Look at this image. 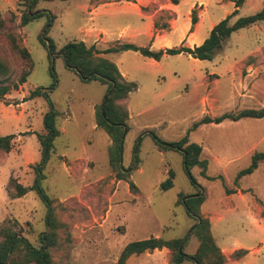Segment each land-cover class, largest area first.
Here are the masks:
<instances>
[{
    "label": "rangeland",
    "instance_id": "1",
    "mask_svg": "<svg viewBox=\"0 0 264 264\" xmlns=\"http://www.w3.org/2000/svg\"><path fill=\"white\" fill-rule=\"evenodd\" d=\"M133 1L39 0L32 10L43 14L21 27L29 0H0L4 32L12 33L33 61L26 83L0 100V135L14 136L10 152L0 154V242L5 235L15 233L33 247H40V236L48 231L45 202L36 190L14 197L17 184L30 188L42 175L38 186L51 200L57 225V245L50 249L52 264H118L127 244L151 237L183 239V252L191 256L198 247L190 234L196 221L178 199L201 188L205 201L199 213L209 221L220 251V243L242 238L249 226L258 234L251 252L258 257L257 264H264V162L251 175L236 180L255 153H264V117L202 125L191 131L189 142L201 146L199 159L206 163L204 174L201 168L191 170L195 185L185 174L182 155L160 152L147 134L153 132L162 141L175 142L204 117L264 108V23L234 32L211 61L180 54L155 62L132 51L106 57L126 81L137 85L136 91L119 101L128 113V130L121 139L118 165L128 169L137 164L129 176L136 188L130 190L129 183L118 180L117 170L109 163L111 138L96 127L95 112L109 85L81 80L66 67L62 48L68 42H80L82 36L88 39L83 28L88 13L104 3L118 2L121 5L102 10L96 20L105 26L114 20L107 34L101 35L105 38L101 49L127 43L148 47L145 37L122 34L126 26L135 24L134 14L126 8ZM218 1L208 6L201 38L208 37L210 22L218 23L225 18L224 12L232 9L229 4L220 6L226 0ZM166 3L152 0L141 11L152 15ZM263 5L264 0H247L230 23L255 14ZM180 10L185 11L183 4ZM200 10H196L197 18ZM170 13L158 11L154 19L157 27L169 25ZM47 24L51 26L45 41ZM4 32L0 31V62L9 70V82H15L21 62ZM166 38L170 49L180 47L177 33H168ZM196 39L192 37L191 42ZM38 88L48 98L41 94L31 99L30 93ZM49 103L61 114L56 124L62 134L53 142L45 166L37 168L41 163L38 135L43 134ZM169 171L174 173V186L163 192L160 184ZM169 259L170 252L161 249L133 255L125 264H169ZM183 264L194 263L185 260Z\"/></svg>",
    "mask_w": 264,
    "mask_h": 264
},
{
    "label": "trees",
    "instance_id": "2",
    "mask_svg": "<svg viewBox=\"0 0 264 264\" xmlns=\"http://www.w3.org/2000/svg\"><path fill=\"white\" fill-rule=\"evenodd\" d=\"M39 0H29L28 9L21 16L20 26H26L30 21L42 15V12H33V7ZM52 1V0H50ZM64 1V0H63ZM170 3L177 5L178 0H169ZM234 4V11L221 20L210 31L208 37L203 43L194 48L180 46L178 48L163 49L152 51L149 47H139L134 44H120L117 47H111L103 51H98L94 46L87 47L83 42L71 41L62 48L63 59L65 65L70 70L74 71L81 80H100L104 84L109 85L107 94L104 97L102 104L96 109L95 122L96 127L103 130L112 141L109 149V163L111 167L117 170L118 180H123L129 183V189L135 190V185L129 180L130 173L137 168V164H133L128 169H122L118 163L121 158V139L123 134L128 130L127 111L119 105V101L126 99L127 96L137 90V85L134 82L126 81L117 66L110 60L101 57L113 53H121L132 51L140 54L145 58L152 59L156 62L166 56L187 55L199 61H211L214 54L222 48V42L228 39L234 32L245 29L257 23H264V5L253 15L239 17L233 23L230 20L237 16L240 9L247 0H226ZM198 21L196 10L191 11V24L195 25ZM51 24H47L43 32V39ZM158 25L155 23V28ZM4 23L0 19V31L4 32ZM5 33V32H4ZM5 36L21 62V69L18 78L15 82H9V70L2 62H0V100L10 93L12 89L17 90L18 86L26 83L27 77L33 69V61L26 47L18 43L17 38L12 33H5ZM48 51L52 53L51 44L47 45ZM55 78L53 71L50 72ZM45 95L46 92H41L36 89L30 93V98L39 95ZM264 117V108L259 110H243L237 114L226 113L216 118L204 117L199 122L194 123L187 134L180 140L175 142H165L152 135L153 132H148L151 135L155 145L160 152L176 151L182 155L184 171L189 178L191 184L195 185L191 175L193 168H201L202 174L206 170L205 161L199 159L202 148L198 144L189 142L188 134L196 130L202 125L221 124L224 121L238 122L242 119L260 120ZM61 118V114L53 109L49 103V111L46 113L43 120V134L38 135L40 142L41 163L36 165L37 168L44 167L48 161L50 153L53 151V142L61 133L57 128V121ZM14 136L0 135V154L9 153L12 147ZM264 162V153H255L251 157L250 165L241 170L236 176L238 181L241 177L251 175L258 168L259 164ZM44 177L40 175L36 183L26 188L20 184L15 187L14 199L21 198L27 194L29 190H36L40 198L47 206L45 217V225L47 232L40 236V247H33L24 237L18 236L15 233L5 235L0 242V264H52L50 249L57 245V225L54 218V212L51 207V200L39 188L38 184ZM174 173L169 171L168 178L160 184L161 191H167L173 188ZM208 180H214L208 178ZM198 192L189 195H179L178 203L183 205L188 216L195 218L196 223L190 229L192 234L198 241V247L194 255H187L183 252V239L162 240L157 238H148L127 244L120 253L118 264H125L127 259L133 255H141L147 251L167 249L170 252L169 264H183L185 260L192 261L194 264H226L227 258L215 244V240L210 230V223L207 219L201 217L199 209L205 201V195L201 188ZM247 254L246 250H237L230 255L233 261L239 260Z\"/></svg>",
    "mask_w": 264,
    "mask_h": 264
},
{
    "label": "crops",
    "instance_id": "3",
    "mask_svg": "<svg viewBox=\"0 0 264 264\" xmlns=\"http://www.w3.org/2000/svg\"><path fill=\"white\" fill-rule=\"evenodd\" d=\"M151 1L152 0H134L133 2H128L130 6L129 7L125 6V7L131 10L130 12L134 14L133 22L135 24L133 26L131 25L126 26L122 34H124L125 36L126 34H128L130 38H134V39L139 38V37H145L149 41L148 47L152 49V51L170 49V43H168V40L166 38V35L168 33H177L178 39L180 38L179 40L180 46L189 47V48L200 46L203 43V41L206 39V38H201V35L203 32L204 22L208 14V6L212 1H215L216 3L219 2L218 0H178V4L174 5L170 3L169 0H167V3L164 6H161L158 11L160 12L161 10H169L171 12L170 15H172L173 18L170 22H168L169 24L168 26L161 25L155 28L154 19H155V16L158 14V11H155V13L152 15L147 14V13H142L141 11L143 8L144 9L147 8ZM120 3L121 2L104 3L98 6V8L93 10L91 13H88L89 19L83 28L86 31V35L89 37L86 40V39H83V36H82L80 39V42H83L88 48L94 46L96 50L99 49L98 51L103 50L101 49V47L104 46L105 44V41H104L105 38L104 37L102 38L101 35L107 34L106 29L114 25V20H111V22L107 26L102 25L100 22H96V20L98 17L101 16L102 10L107 9L108 7H114L116 5H121ZM181 4L185 6V11L180 10ZM225 4H229L232 7L231 10H226L224 12V16L226 17L234 11L235 7L232 2H226L220 6L224 7ZM86 6H85V9H87ZM88 7H90V5ZM197 9H201L200 15L198 17L197 23L195 25H192L191 24V11L197 10ZM113 18L114 16H112V19ZM218 23L210 22V31ZM95 32H97L96 39H91L92 36L95 35ZM160 33H162V35H160ZM192 37H196L197 39L194 42H191ZM130 44H133V43H130ZM155 46L158 47L157 48L158 50H154ZM113 54H117V53H113ZM108 55H111V54L100 55V56L103 58H106ZM255 232L256 231L252 227L248 226V228L245 230V235H243L242 238L235 239L233 241L225 240L219 244L223 254L225 255L227 259L229 255H231L236 250L242 249L248 252L244 257H242L239 260L230 261V259H228L227 264H257L258 257L254 258V255L251 252V250L254 247H256L252 245L256 243L257 238H258V234L255 235L254 234ZM261 243L262 242H259L258 244H261Z\"/></svg>",
    "mask_w": 264,
    "mask_h": 264
},
{
    "label": "water",
    "instance_id": "4",
    "mask_svg": "<svg viewBox=\"0 0 264 264\" xmlns=\"http://www.w3.org/2000/svg\"><path fill=\"white\" fill-rule=\"evenodd\" d=\"M62 55H63V53H62Z\"/></svg>",
    "mask_w": 264,
    "mask_h": 264
}]
</instances>
